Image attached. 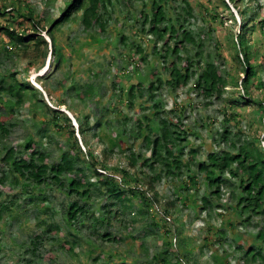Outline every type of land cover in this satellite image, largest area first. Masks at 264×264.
I'll return each instance as SVG.
<instances>
[{
    "label": "trees",
    "instance_id": "trees-1",
    "mask_svg": "<svg viewBox=\"0 0 264 264\" xmlns=\"http://www.w3.org/2000/svg\"><path fill=\"white\" fill-rule=\"evenodd\" d=\"M104 1L68 0L62 9V15L50 21L51 28L48 30L45 26L48 19L40 17V14L31 5V0H22V4L18 6H16L15 1L9 0L8 4L12 5L10 10H6L4 5H0V13L9 16L6 24H0V31L8 36L15 48L22 50V52L27 51V55L29 47L34 44L36 48L34 51L30 50V53L36 56L42 52L41 45H48L46 38L41 34H35V32L28 33V40L26 39L27 35L18 39L16 35L24 30V25L28 21L32 22L36 32L41 29L48 30L53 42L52 52L55 54V59L52 69L46 76L47 78L55 73L56 68L62 67L68 60L61 51L55 30L60 29L65 24L78 22L77 24H81L84 31L89 33V37L94 39L93 43L104 42L103 38L95 35L96 32L105 33L107 29L108 23L105 16L110 14L108 8L109 4L112 5V3L111 0H106L108 4H105ZM170 1L151 0L150 4L143 3L145 8L142 5L139 10L140 16L144 17L141 31L155 37L154 55L161 51L158 45L162 42L164 54L162 52L161 55L163 56L164 65L162 69L164 73L156 69L143 73L142 75H146L144 78L149 80L145 84L146 80L138 75L141 73L139 71L141 69L140 62L136 63V67H140H134L138 78L136 81L128 83L127 88L120 95L128 110L135 112V116L127 115L122 120L116 118L117 123H114L113 119L107 120L105 115H102L96 118L97 130L92 132L93 126L89 112H84L83 116L77 112L74 114L78 123L76 131V125L69 115L59 108H53L45 100L42 91L26 76L21 78L16 76V70H11L9 73L8 71L5 72L0 78V93L8 96L7 98L0 96V108L3 107L5 110H0V145L3 144V147L0 148V171L4 173L5 169L8 168L9 174L14 177L15 184L23 182L25 185L31 182L38 186H52L60 190L68 187L67 195L71 198V202L64 210V216L70 229L76 227L74 224L80 220L79 215H86V206L94 190L112 195L116 201L102 205V208L105 209L103 220L105 225L112 224V219L121 220L128 212L130 213L133 210L131 197L138 194H141L143 202L146 204V210L141 212L156 215L155 217L161 218L163 223H169L170 221L166 218L167 216L172 217L171 213H174L176 208L178 212V203L182 201L183 193L193 188L198 190L195 185L196 170H193V166H196L197 171L205 175L207 180V190L196 207L203 211L207 210L206 216L209 220L217 206L213 205L211 198L221 199L224 193L223 186L227 182L234 186L230 197L232 202L235 201L234 207L228 206V203L224 204L225 211L233 210L231 211L232 215L227 218L226 222L220 223V226H215L216 232L208 223L207 234L202 239L201 247L213 249L215 244H223L228 239L229 233L232 237L230 246L234 247L233 251L239 252L241 257L243 256L241 258L242 263L239 262L238 264H264V147L259 135L256 139L242 142L237 136L238 133L232 135L228 126L231 119L238 120L236 125H239L240 118L236 109L241 104L242 106H257L258 119L260 122H264V100L242 94L233 98L231 105L223 112L225 118L220 140L217 142V138L215 139L217 150L210 151L206 160H200V148L193 144H191L188 152L185 151L190 143L189 136L199 135V133H195L192 127L184 125L181 121V114L185 112L187 107L177 103L168 113L166 105L160 97L164 89H168L170 93H177L180 88L189 84L193 76L197 75V71L201 69L198 58H202L205 43L198 33H194L186 27V23L193 17V8L190 4L187 3L182 11L177 12L176 8H167ZM230 1L235 7L239 6V0ZM221 4L225 9H231L227 0H221ZM211 13L215 16L214 12ZM247 15L244 10V22L239 36L237 38L232 34L231 41L237 53V60L241 66H244L247 77L244 84L245 92L250 94L248 85L253 84L257 79L259 84L264 87V83L259 77L260 74L264 73V52H254L250 39V36L253 37L256 31L254 27L259 26V29L264 31V17H259L260 15L255 13ZM95 28L97 30L93 33ZM208 28H211L210 23H208ZM121 41L124 43L126 37L122 36ZM9 47V45H5L2 50L11 56L13 53L10 52ZM193 49L195 52L191 54ZM138 50L143 53L141 46H138ZM141 60L145 63L148 61L144 55L141 56ZM33 64L32 59L28 60V65ZM204 64V68L202 67L200 70L201 72L198 74L192 89L198 91L197 95L200 97L212 98L216 96V98H221L226 92L227 89L225 88L229 82L212 58ZM234 85L239 86V82L236 81ZM69 90L76 91L78 99L83 101L84 105H87L86 99L90 98H95L101 104L100 97H97L98 94H96V86L91 82L79 87L72 84ZM145 92L148 93L147 97L144 95ZM61 101L67 104L66 99ZM24 108H28L29 113L33 117L35 116L34 125L39 127L44 125L45 131L48 127H52L59 134L65 135L67 146L64 147L60 142H56L57 149H59L57 157L54 156L53 151L44 148L46 136L39 137L40 132L26 135L25 142L19 147L7 145L6 140L17 124L15 117L17 113L19 114V109ZM40 111L45 115L42 122L38 119L41 125L36 119ZM171 113H173L172 116H170ZM120 115H122L121 112ZM131 122L132 124H130ZM205 125L202 123V126L205 127ZM88 133H92L90 139H95L98 144L102 145L101 158H98L99 155L95 153V149L89 145ZM78 134L83 141L79 139ZM225 143L228 144V149L221 146ZM145 148L149 155L143 153ZM114 155L124 157L127 161L126 165L112 167L110 164ZM159 167L161 170L157 173ZM91 168L92 172H88V169ZM184 168H187L189 172L186 175L188 179L179 181L178 184L174 182V186H177L174 189L176 198L167 199L163 206L164 194H159L156 190V184L163 176L171 178L173 182L179 177V173L182 174ZM152 172L155 173L152 174ZM225 174L228 177L223 178ZM6 177L8 176L3 175L2 179ZM118 178L123 179L124 182L121 183ZM237 191L238 193H236ZM150 192L152 193L150 197L146 196ZM84 198H86L85 201ZM33 199L31 198V201ZM37 199L41 200L40 207L45 208L48 196L39 194L35 200ZM83 201L84 203H82ZM115 203H118L120 207L115 210L112 216L113 209L111 206L116 205ZM14 205V201L3 203L0 207V218H3L6 213L11 214ZM155 207L156 209L160 207L162 215L158 214ZM218 207L222 208L220 204ZM46 209L50 210L51 208L46 207ZM254 217H259L256 223L252 222ZM177 221H179V226ZM152 222L159 226V222L154 220ZM183 223L179 217H176L175 226L178 230V236H180ZM49 225L48 231L58 232L61 229L60 224H55L54 227L51 223ZM242 227L245 231L241 230ZM251 227H257L258 230L251 233L248 231ZM214 233L217 234V238L213 237ZM250 233L251 235H249ZM170 235L171 231L166 229L165 243L170 245V249L153 255L151 261L154 264L184 263L180 257L176 260L170 259L168 254L170 251L174 252L173 240ZM103 236L111 239L110 232H105ZM39 239L40 236H36L38 241L33 243L32 250L34 252L39 244H42ZM184 242L185 238H181L180 245ZM61 246L71 252L73 251V246L68 240ZM218 253L217 251L213 254L215 263L225 264L224 260L228 257V253L223 258H220ZM122 264L127 263L123 262Z\"/></svg>",
    "mask_w": 264,
    "mask_h": 264
},
{
    "label": "rangeland",
    "instance_id": "rangeland-1",
    "mask_svg": "<svg viewBox=\"0 0 264 264\" xmlns=\"http://www.w3.org/2000/svg\"><path fill=\"white\" fill-rule=\"evenodd\" d=\"M15 1L16 6L22 4V0ZM68 0H31V5L40 17L48 19L45 22L46 28H51L50 21L61 16L62 9ZM255 0H239V6L225 9L221 4V0H171L167 8H176L177 12L182 11L187 3L193 8V17L186 23V27L194 33H198L199 37L204 40L205 46L202 53V58H198L200 67L204 68V63L212 58L216 65L220 68L221 73L228 80V87L221 98H205L198 96V91L192 89V85L183 87L177 93H170L168 89H164L161 99L166 105L169 113L171 109L178 103L184 104L187 109L181 114V121L184 125L192 127L195 133L199 135H190V143L187 145L185 151L188 152L191 144L200 148L199 158L201 161L206 160L207 155L212 150H217L216 141L220 140L222 127L224 124V110H226L233 100V98L240 94L246 95L258 100H264V87L259 84V80L253 84H249L248 88L250 94L245 92V80L247 79L244 72V66H241L237 60V53L231 41V36L239 34L243 24V11L248 10V15L255 13L264 17V0H261L259 6ZM151 0H111L112 5L109 4V12L106 14L107 29L105 33H93L103 38L104 42L100 44L93 43L94 39L89 37V33L85 32L81 24L68 23L60 27L56 31V39L61 46V51L67 56V63L62 67H58L55 73L46 78L55 59V54L51 51L50 44L41 45V54L34 56L30 53L36 48L34 44L29 47V53L22 52L15 48L8 36L0 31V78L8 71L16 70L18 77L26 76L36 87H38L45 100L53 107L70 112L72 116L69 117L75 124L77 120L74 114L77 112L80 116L84 112H89L92 132L97 130L96 118L105 115V119H113L117 123L116 118L124 119L127 115L135 116V112L128 110L126 103L121 99V93L127 88V84L136 81L138 75L145 79L147 84L148 78H144L152 70H157L164 73L162 67L164 65L162 52V42L159 43L158 48L161 50L158 54H153L154 35H148L141 31L142 21L144 17L140 16L139 10L143 3H149ZM9 0H0V5H4L7 9H11ZM105 4H108L106 0ZM144 6V5H143ZM145 8V6H144ZM211 12L215 13L212 14ZM9 16L0 13V24H6ZM210 23L211 28H208ZM24 30L18 33L16 38L21 36L28 40V33L42 34L45 30L34 29L31 21L24 25ZM256 29L253 37L250 36L251 44L254 52H264V31ZM28 30V31H27ZM22 34V35H21ZM125 36L126 41L123 43L121 37ZM9 45L10 52L13 55L6 54L2 47ZM138 46H141L143 53L139 52ZM238 50H240L238 48ZM195 49L190 53L194 54ZM212 54V55H210ZM147 57V63L141 60V56ZM261 58V57H259ZM32 59L34 64L28 65V60ZM141 65L140 74H136V63ZM140 68V67H136ZM200 69V70H201ZM198 70L197 74L201 71ZM37 83H36V82ZM239 82V86H235V82ZM93 83L96 86L97 97H100L101 104L95 98L86 99V104L79 100L76 91H70V86H82L87 83ZM46 86V87H45ZM45 94L48 96L46 98ZM144 95L147 97L148 93ZM0 96H5L0 93ZM66 99L67 104L61 100ZM50 100V102L48 101ZM236 112L240 118L239 125H236L238 120L231 119L228 126L232 135L238 133L240 140H251L257 138L258 135L261 144L264 147V122L258 119L257 106H242L238 105ZM107 109V110H106ZM0 110L5 111L3 107ZM15 120L17 124L13 128L11 135L7 138V145H14L19 147L25 142L26 135L38 134L39 137L44 138L45 149L53 151L54 156H58L59 149H57L56 142H60L62 146H67L65 135L59 134L52 127L41 125L38 119L42 122L44 120V113L42 111L36 116L40 127L34 125L35 116L29 113L28 108L19 109ZM120 112L122 115H120ZM120 115V116H119ZM125 115V116H124ZM173 113L170 114L172 116ZM73 117V118H72ZM176 117V116H175ZM11 121V120H10ZM13 121V120H12ZM205 123V127L202 126ZM127 124V123H126ZM125 124V125H126ZM132 124V122L130 123ZM45 128V129H44ZM77 131V126H76ZM89 145L95 149V153L102 156V145L98 144L92 138V133H88ZM81 141L82 138H79ZM50 144H47L48 142ZM228 149L227 143L221 145ZM3 144L0 145V148ZM144 154L149 155L145 148ZM187 156V155H185ZM114 155L111 166H125L127 161L124 157ZM196 170V189L185 191L183 199L179 202L178 212L177 208L170 217L169 223H163L161 218H157L152 214H146L141 211L146 210L141 194L131 197L133 210L122 217L121 220L112 219V224H104L105 218L102 208L104 203L111 204L116 202L112 195L104 192L94 190L91 199L86 206V215H79L80 220L74 224V228H68L65 219L64 210L68 207L71 198L67 195L68 187L60 190L55 187H43L35 185L31 182L15 184L14 177L9 174L8 168L4 173L0 171V207L3 203L15 202L12 213H6L3 218H0V264H154L151 261L153 255L163 252L165 249H170V245L165 243V231H171L173 240L174 252L170 251L168 254L170 259L176 260L180 257L183 264H216L213 254L219 252L218 256L223 258L227 253L228 257L224 260L225 264L242 263V257L239 252L233 251L234 247L230 246L232 243L231 234L228 233V239L223 244H215L212 248L201 247L202 239L207 234L206 227L211 224L212 230L217 231L215 226H220L226 222L227 218L232 215L231 211H225L224 204L234 207L235 201L231 200V192L233 185L227 182L223 187V194L221 199L212 197L213 205H217L212 212V218L206 216L207 210L203 211L196 204L203 197L207 190V180L205 175ZM160 167L157 173L160 172ZM92 172V168L88 169ZM187 172V173H186ZM155 172H152V174ZM187 168H184L182 174L173 180L171 178L162 177L156 184V190L163 195L162 204L169 198H176L174 189V182H182L187 180ZM9 174V175H8ZM119 175V172L117 173ZM8 176L2 179V176ZM116 175V177H119ZM228 177L227 174L223 178ZM68 178V177H67ZM121 183L123 179H119ZM189 182V180H188ZM236 186V185H235ZM145 189V186H143ZM238 193V191L236 192ZM46 194L45 208L40 207L41 200L35 198L38 195ZM152 193L146 194L150 197ZM188 196V197H185ZM31 198H34L31 201ZM84 201L86 198L83 199ZM84 201L82 203H84ZM129 203V201H128ZM111 206L113 209L112 216L116 209L120 207L118 203ZM218 204L222 208L218 207ZM160 205V204H159ZM51 208L50 210L46 209ZM161 207V205H160ZM158 207V209H160ZM163 210V208L161 207ZM42 210V211H41ZM155 210L156 207H155ZM221 212V214H220ZM159 213V212H158ZM111 216V218H112ZM179 217L183 223L180 236L175 226V219ZM235 218V216H233ZM259 217L253 218V223ZM173 219V221H171ZM159 222V226L153 224L152 221ZM161 222V223H160ZM179 221H177V225ZM263 222V221H260ZM52 227L55 224H60L58 232L48 231L50 224ZM262 224V223H261ZM241 230L245 229L242 227ZM257 227H251L248 231L256 232ZM105 232L111 233V239L103 236ZM231 233V232H230ZM251 233L249 235H251ZM211 235V234H210ZM36 236H40L37 250L34 252L33 243ZM217 238V234H213ZM250 237V236H249ZM181 238H185V242L180 245ZM68 240L73 246V251L62 247L61 245ZM75 240V243H74ZM187 241V243H186ZM231 242V243H230ZM74 243V244H73ZM186 253V255H184ZM96 258V259H95ZM160 264V263H159ZM252 264V263H249ZM258 264V263H254Z\"/></svg>",
    "mask_w": 264,
    "mask_h": 264
},
{
    "label": "clouds",
    "instance_id": "clouds-1",
    "mask_svg": "<svg viewBox=\"0 0 264 264\" xmlns=\"http://www.w3.org/2000/svg\"><path fill=\"white\" fill-rule=\"evenodd\" d=\"M228 2H229V5H230V8H234L235 6L233 5V3L230 1V0H227ZM254 3H257V6H256V8L259 6V4L260 3H263V2H261V0H255L254 1ZM261 7L264 9V6L263 5H261ZM235 9V8H234ZM246 13H248V10H246ZM242 18H243V14H242ZM46 31V33L43 35L45 38H46V40L48 41V44H50V47H51V51H52V39H51V37L49 36V34H48V30H45ZM241 31V30H240ZM240 33V32H239ZM42 35V34H41ZM237 36V38H238V34L236 35ZM197 77H198V74L197 75H195V76H193L192 78H191V80H190V82H189V84L187 85V86H189V85H192L191 87H193L194 86V83H195V81H196V79H197ZM259 77L261 78V80L263 81V83H264V73H262V74H260L259 75ZM36 82V81H35ZM37 83V82H36ZM186 87V86H185ZM228 87V86H227ZM181 89V88H180ZM226 89V88H225ZM45 96H46V98L48 99V96L45 94ZM49 102H50V100H48ZM68 114L70 115V116H72L71 114H70V112H68ZM73 118V117H72ZM74 120H75V117L73 118ZM74 123V122H73ZM75 124V123H74ZM77 127H78V124H75ZM78 136H79V134H78ZM79 138H81L80 136H79ZM84 146V145H83ZM106 172V171H105ZM121 180V179H120ZM159 214V213H158ZM159 215H162V214H159ZM170 217L171 216H167V219H169L170 220Z\"/></svg>",
    "mask_w": 264,
    "mask_h": 264
},
{
    "label": "built area",
    "instance_id": "built-area-1",
    "mask_svg": "<svg viewBox=\"0 0 264 264\" xmlns=\"http://www.w3.org/2000/svg\"><path fill=\"white\" fill-rule=\"evenodd\" d=\"M157 212H159V214H162V211L158 208H157Z\"/></svg>",
    "mask_w": 264,
    "mask_h": 264
}]
</instances>
